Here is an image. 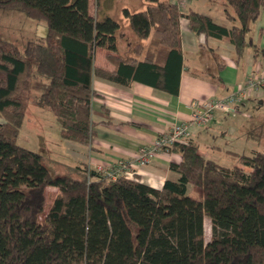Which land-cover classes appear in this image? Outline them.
Masks as SVG:
<instances>
[{"label": "trees", "instance_id": "16d2710c", "mask_svg": "<svg viewBox=\"0 0 264 264\" xmlns=\"http://www.w3.org/2000/svg\"><path fill=\"white\" fill-rule=\"evenodd\" d=\"M114 1L95 0L90 13L88 0H0V9L46 27L23 53L0 40V264H264V152L233 154L239 165L227 168L202 156L196 142L175 144L163 151L180 155L170 164L178 179L157 190L85 167L75 168L79 179L53 176L39 153L18 145L32 104L54 116L63 140L88 146L93 78L175 95L181 18L195 36L226 39L240 58L264 11V0H220L227 28L190 8L182 13L170 0H143L138 12L122 10L137 40L134 57L124 59L121 24L110 16ZM96 49L111 69L95 67ZM48 187L56 192L45 212Z\"/></svg>", "mask_w": 264, "mask_h": 264}, {"label": "crops", "instance_id": "0c3cea01", "mask_svg": "<svg viewBox=\"0 0 264 264\" xmlns=\"http://www.w3.org/2000/svg\"><path fill=\"white\" fill-rule=\"evenodd\" d=\"M93 1L95 10V0ZM126 1L129 3L131 0ZM137 2L134 10L130 7L123 9L138 12L139 7H145L143 0ZM223 7L220 0H188L186 11L190 8L210 17L216 24L230 28L231 24L225 17ZM89 11L93 13L90 5ZM111 12L115 13L113 10ZM179 31L183 68L179 75L177 94L138 81H132L129 86H120L99 78L92 79L95 96L91 102L93 135L90 143L88 146L81 145L82 147H77L72 142L67 145L76 161V169L85 167L88 171H98V168L109 171L119 164H128L135 180L160 190L165 181L178 179L177 173L170 169V164L179 163L181 157L174 152H159L150 163L138 167L133 161L140 147L150 146L158 135L167 133L174 125L182 123L194 132L199 149L203 136L215 142L222 134L233 136L239 132L237 127H224V119L221 118H225L227 113L220 112L215 113L214 120L208 125L195 127L190 123V105L193 102L225 99L236 89L245 86L252 71L258 69L259 73H264V11L251 26L247 34L251 44L246 45L240 58L226 39L206 38L203 34L195 36L185 18L179 21ZM136 43L130 28L121 26L117 34L119 55L124 59L133 58ZM104 55L103 50L96 49L94 65L97 68L111 69ZM214 57L224 64L223 68L218 69ZM210 76L220 77L222 84L212 83ZM254 107L264 108V90L251 92L229 113L250 119V116L241 111ZM219 119L221 121L217 123ZM250 125V131L258 127L254 123ZM262 130L264 131V126ZM213 147L221 151L219 146ZM227 153L233 155L241 152L229 150ZM52 190L56 192V188Z\"/></svg>", "mask_w": 264, "mask_h": 264}, {"label": "rangeland", "instance_id": "374dc122", "mask_svg": "<svg viewBox=\"0 0 264 264\" xmlns=\"http://www.w3.org/2000/svg\"><path fill=\"white\" fill-rule=\"evenodd\" d=\"M88 1L90 10L94 13V1ZM137 3V0H131L129 3L126 0H115L113 4L115 13L111 12L110 16L116 19L123 28L129 29L127 26L128 22L122 14V9L130 7L132 8L131 10H134L133 8L138 5ZM226 7L232 12L230 7L227 5ZM141 8L144 7H139L138 9L141 10ZM45 35L46 27L43 21L28 18L19 11L0 9V40L13 44L21 53L24 52L28 43L41 41ZM241 112L250 116V119L239 115L233 116L231 113H227L225 118H221L224 119V127L233 126L235 129L236 127L238 128L239 132L235 135L222 134L215 142L204 136L202 137L199 149L202 156L215 161L221 166L231 168L239 165V163L233 155L227 153L229 150L247 155L252 154L254 151L264 152V131H261L264 126V108L254 107L252 109H244ZM220 121L219 119L217 123H220ZM253 123L258 127L256 130L250 131V124ZM17 143L22 147L39 153L42 156L43 164L53 176L65 175L72 179L82 177V174L75 170L77 164L70 149L67 147L69 142L60 137L59 125L49 111L29 104L19 130ZM75 145L82 147L79 144ZM213 146H219L221 151L216 150ZM52 189L47 188L46 190L45 212L55 194ZM204 235L205 241L208 242L210 239V223L207 219L204 221Z\"/></svg>", "mask_w": 264, "mask_h": 264}, {"label": "built area", "instance_id": "2783aa9c", "mask_svg": "<svg viewBox=\"0 0 264 264\" xmlns=\"http://www.w3.org/2000/svg\"><path fill=\"white\" fill-rule=\"evenodd\" d=\"M171 2L177 6L180 12L184 13L186 11L188 0H171ZM258 89L264 90V73H259V70L256 69L249 74L245 86L236 89L227 98L191 103L190 123L197 128L204 127L214 120L216 112L229 113L240 100L245 99L248 94ZM189 141H197L194 132L183 123L176 124L169 132L158 135L150 146L140 147L133 162L138 167L145 166L159 152L168 153L167 151H163L164 148L173 147L175 144H187ZM98 172L112 179L118 176H123L128 180L134 179L133 172L128 164H119L109 171H103L101 168H98Z\"/></svg>", "mask_w": 264, "mask_h": 264}]
</instances>
